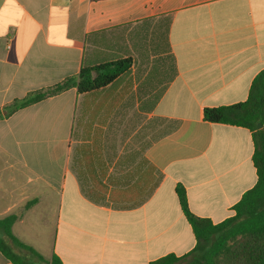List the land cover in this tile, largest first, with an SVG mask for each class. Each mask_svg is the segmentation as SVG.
Returning a JSON list of instances; mask_svg holds the SVG:
<instances>
[{
	"label": "crops",
	"instance_id": "crops-1",
	"mask_svg": "<svg viewBox=\"0 0 264 264\" xmlns=\"http://www.w3.org/2000/svg\"><path fill=\"white\" fill-rule=\"evenodd\" d=\"M123 60L102 90L0 119V219L47 260L182 256L196 239L178 185L219 223L257 183L252 132L203 111L246 101L264 69V0H0L1 111Z\"/></svg>",
	"mask_w": 264,
	"mask_h": 264
},
{
	"label": "trees",
	"instance_id": "trees-1",
	"mask_svg": "<svg viewBox=\"0 0 264 264\" xmlns=\"http://www.w3.org/2000/svg\"><path fill=\"white\" fill-rule=\"evenodd\" d=\"M128 62L123 60L107 65L84 66L76 77L15 100L4 111L0 110V119L72 87H77L79 94L102 90L123 72L119 64L124 66ZM111 65L117 68L107 71ZM203 112L207 122L239 126L252 132L257 183L232 207L234 215L219 223L193 214L185 188L178 185L177 196L192 227L196 245L187 254H168L149 264H264V69L255 76L246 101L229 106L206 107ZM259 124H262L261 129L258 128ZM32 203L29 202L27 206ZM17 219L16 214L0 219V251L14 264H62L57 256L47 260L34 248L20 241L12 231Z\"/></svg>",
	"mask_w": 264,
	"mask_h": 264
},
{
	"label": "water",
	"instance_id": "water-1",
	"mask_svg": "<svg viewBox=\"0 0 264 264\" xmlns=\"http://www.w3.org/2000/svg\"><path fill=\"white\" fill-rule=\"evenodd\" d=\"M258 128L261 129V128H262V124H259V125H258Z\"/></svg>",
	"mask_w": 264,
	"mask_h": 264
}]
</instances>
